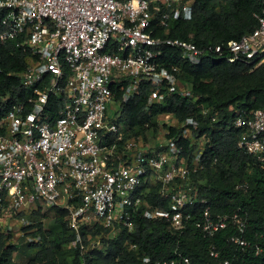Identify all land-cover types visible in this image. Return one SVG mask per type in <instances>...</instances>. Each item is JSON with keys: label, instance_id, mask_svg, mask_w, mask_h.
<instances>
[{"label": "built area", "instance_id": "2783aa9c", "mask_svg": "<svg viewBox=\"0 0 264 264\" xmlns=\"http://www.w3.org/2000/svg\"><path fill=\"white\" fill-rule=\"evenodd\" d=\"M196 1L0 0V41L27 48V65L17 75L32 90L11 106L10 93H0V227L16 235L19 226L36 225L33 212L61 208L75 235L71 247L84 252L83 226L132 232L141 214L165 219L182 233L193 218L189 209L201 203L206 205L202 218L193 226L211 237L233 224L239 233L231 236L232 242L262 251L246 236V217L213 213L198 185L192 184L204 168L203 143L193 136L200 125L197 118L161 115L160 120H174L152 134L157 149L143 136L121 129L123 104L145 84L151 89L147 111L172 94L192 97L180 68L162 62L166 47L179 50L192 64L225 59L243 60L251 70L264 66V8L254 14L258 25L253 30L226 43L199 45L170 36L175 22L193 18ZM233 125L241 129L239 148L264 168V107L238 114ZM171 128L179 132L172 135ZM184 138L199 144L191 160L184 154ZM151 185L168 198L167 207L153 206L145 198ZM237 188L246 190L248 185ZM19 231L26 243L43 238ZM210 256L216 264H236L220 259L214 247ZM169 263L175 260L155 264Z\"/></svg>", "mask_w": 264, "mask_h": 264}, {"label": "trees", "instance_id": "16d2710c", "mask_svg": "<svg viewBox=\"0 0 264 264\" xmlns=\"http://www.w3.org/2000/svg\"><path fill=\"white\" fill-rule=\"evenodd\" d=\"M263 8L262 0H197L193 18L175 22L169 34L192 39L199 45L226 43L253 30L258 25L254 14ZM165 50L162 62L165 66L180 68L182 83L191 89L192 97L172 94L164 103L154 104L147 111L151 89L145 84L123 104L121 129L126 135H140L147 140V133L159 131L163 114H174L178 120L197 118L200 125L193 130V136L203 143L204 168L192 178V184L198 185L200 196L207 199L213 213L238 212L246 217V236L259 244L262 251L256 253L254 246L242 249L232 242L231 236L239 233L233 224L214 236H206L193 226L195 220L202 218L201 211L206 206L198 203L189 209L193 218L182 233L165 219L150 220L141 214L135 218L132 232L123 227L113 231L100 225L91 229L83 226L87 250L81 252L78 247H67L75 239L66 219L67 212L51 208L53 216L46 227L40 210L31 215L37 220L36 225L23 227L25 234H41V241L26 243L19 234L15 242L12 230L0 227V264H20L17 256L21 254L28 257L23 264H155L171 260L185 264L179 253L189 258L190 264H216L210 256L212 247L219 251L220 259H234L236 264H264V168L255 157L239 148L241 129L233 125V118L238 114H251L264 107V66L251 70V65L243 60L230 63L225 59L192 64L181 57L179 50L172 47ZM27 54V48L15 42L0 41V93H10L9 106L25 99L32 91L21 84L17 75L27 65ZM204 108L209 110L206 114L202 112ZM177 132L171 128L172 135ZM181 144L191 160L199 144H191L189 138L182 139ZM241 183H247L248 188H237ZM147 187L149 183L142 190ZM157 190V186L151 185L145 198L153 206L167 207L168 198L160 197ZM108 232H113L112 238H107ZM94 240L99 241L91 249ZM144 258L150 261L144 262Z\"/></svg>", "mask_w": 264, "mask_h": 264}, {"label": "rangeland", "instance_id": "374dc122", "mask_svg": "<svg viewBox=\"0 0 264 264\" xmlns=\"http://www.w3.org/2000/svg\"><path fill=\"white\" fill-rule=\"evenodd\" d=\"M162 118V120H160V124H163V122H166V124H169V123H171L173 120H174V118H167V117H161ZM147 135V140H146V142H147V144L149 145V147L150 148H155V149H157L156 148V145H154L155 144V142H152L153 141V135L151 134V132H149V133H147L146 134ZM150 140V141H149ZM42 216H43V214H44V223H45V227H46V225L48 224V219L50 218H52L51 217V215L53 216V212H50V208H42ZM18 227V225H16V227H14V228H17ZM13 229V228H12ZM7 230H11V228H7ZM19 230H23L22 228H21V226H19L18 228H17V232H16V235H13L12 236V238H14V241L15 242H17V240H18V235H17V233L18 232H20ZM72 231V230H71ZM83 231V230H82ZM73 232V231H72ZM74 233V232H73ZM27 234H29V236L31 235L30 233H27ZM114 234H113V232H108V234H107V238H112L111 236H113ZM100 239V238H99ZM99 240H94L91 244H90V248L92 249V248H94L95 246H96V243L98 242ZM67 247H70L71 248V245H70V243L67 245ZM28 257L25 255V254H21V255H18L17 256V261L20 263V264H23L24 263V261L27 259Z\"/></svg>", "mask_w": 264, "mask_h": 264}, {"label": "clouds", "instance_id": "9594fccd", "mask_svg": "<svg viewBox=\"0 0 264 264\" xmlns=\"http://www.w3.org/2000/svg\"><path fill=\"white\" fill-rule=\"evenodd\" d=\"M197 2V1H196ZM205 61V60H204ZM227 61V60H226ZM231 63V62H230ZM201 64V63H200ZM189 88V87H188ZM190 89V88H189ZM191 90V89H190Z\"/></svg>", "mask_w": 264, "mask_h": 264}]
</instances>
